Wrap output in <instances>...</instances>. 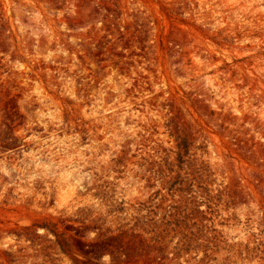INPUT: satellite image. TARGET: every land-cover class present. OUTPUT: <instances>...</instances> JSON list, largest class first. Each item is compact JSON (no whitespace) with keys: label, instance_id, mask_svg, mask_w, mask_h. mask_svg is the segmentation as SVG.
Wrapping results in <instances>:
<instances>
[{"label":"rangeland","instance_id":"obj_1","mask_svg":"<svg viewBox=\"0 0 264 264\" xmlns=\"http://www.w3.org/2000/svg\"><path fill=\"white\" fill-rule=\"evenodd\" d=\"M76 260L264 264V0H0V264Z\"/></svg>","mask_w":264,"mask_h":264},{"label":"trees","instance_id":"obj_2","mask_svg":"<svg viewBox=\"0 0 264 264\" xmlns=\"http://www.w3.org/2000/svg\"><path fill=\"white\" fill-rule=\"evenodd\" d=\"M51 229V228H50ZM52 231H54V230H52ZM53 233H55V232H53ZM56 235V237H58V243H59V245L61 246V250L63 251V253H65V254H67V255H69V253H70V248H68V244L66 243V241L65 240H60V235H58V234H55ZM81 244V243H80ZM85 255H88V252H83ZM77 261V264H93V263H91V262H83V261H79V260H76Z\"/></svg>","mask_w":264,"mask_h":264}]
</instances>
